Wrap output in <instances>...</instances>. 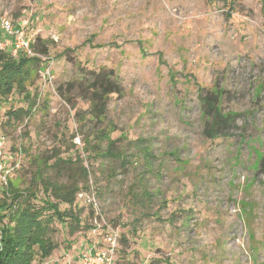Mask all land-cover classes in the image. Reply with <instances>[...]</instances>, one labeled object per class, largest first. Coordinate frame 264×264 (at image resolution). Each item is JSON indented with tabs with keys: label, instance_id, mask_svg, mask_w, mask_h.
I'll return each instance as SVG.
<instances>
[{
	"label": "rangeland",
	"instance_id": "374dc122",
	"mask_svg": "<svg viewBox=\"0 0 264 264\" xmlns=\"http://www.w3.org/2000/svg\"><path fill=\"white\" fill-rule=\"evenodd\" d=\"M0 11L49 48L32 112L8 119L29 104L18 93L0 103L5 152L20 160L11 181L74 179L100 207L77 196L80 224L56 221L42 264H79L104 237L95 223L118 230L119 264H264V0H0ZM100 74L119 91L98 117ZM206 96L233 120L212 137Z\"/></svg>",
	"mask_w": 264,
	"mask_h": 264
},
{
	"label": "trees",
	"instance_id": "16d2710c",
	"mask_svg": "<svg viewBox=\"0 0 264 264\" xmlns=\"http://www.w3.org/2000/svg\"><path fill=\"white\" fill-rule=\"evenodd\" d=\"M34 49L37 53L34 57L24 54L13 56L8 51L0 50V103H9L10 97L17 93L19 98L22 96L29 102L27 108H13L11 104L9 111L5 112L8 119L20 120L30 114L36 106L37 95L28 85L34 86L36 75L42 63L47 60H42L39 55L48 53L49 48L44 44L40 49L35 42ZM41 73L43 75V72ZM91 85L95 88L92 101L96 115L100 117L106 109L107 95L119 90L111 83L108 84L106 76L102 74L95 78ZM205 101V114L210 116L206 133L212 137L229 128V123L233 120L231 114H225L217 107L219 101L216 96H206ZM0 135L7 138L3 132H0ZM56 164L61 168L66 162L59 158ZM40 185L45 199L41 205H37L32 199L38 198ZM84 187L79 186L74 179L63 181L59 178H44L42 173L34 180L32 178L28 187L23 189L14 184L11 177L7 184L0 183V264H42L50 257L57 248L53 239L56 221L68 222L69 227L78 226L81 222L80 214L76 211V198ZM91 226L93 228V224ZM101 233L104 234V231ZM93 242L89 240L86 246Z\"/></svg>",
	"mask_w": 264,
	"mask_h": 264
},
{
	"label": "built area",
	"instance_id": "2783aa9c",
	"mask_svg": "<svg viewBox=\"0 0 264 264\" xmlns=\"http://www.w3.org/2000/svg\"><path fill=\"white\" fill-rule=\"evenodd\" d=\"M34 34L28 33L23 24L15 22L8 14L0 11V50L8 51L13 56L24 54L28 57L37 55L34 44ZM43 77L53 79L51 67L43 70ZM6 139L0 135V183L7 184L11 174L19 167L20 160H11V154L5 152ZM96 193L91 188L89 191L78 193L89 205L100 212ZM99 228L104 231V237L86 246L79 257V264H119L118 253L120 250V234L118 230L105 228V224H93V232Z\"/></svg>",
	"mask_w": 264,
	"mask_h": 264
}]
</instances>
